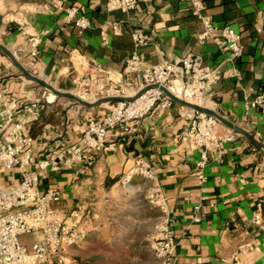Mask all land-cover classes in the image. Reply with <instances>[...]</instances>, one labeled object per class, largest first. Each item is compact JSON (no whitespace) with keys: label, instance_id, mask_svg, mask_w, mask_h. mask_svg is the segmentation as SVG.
Returning <instances> with one entry per match:
<instances>
[{"label":"crops","instance_id":"1","mask_svg":"<svg viewBox=\"0 0 264 264\" xmlns=\"http://www.w3.org/2000/svg\"><path fill=\"white\" fill-rule=\"evenodd\" d=\"M137 1L132 12L123 13L107 11L106 0H0V45L33 76L59 92L74 94L79 73L70 62L71 54L122 81L124 60L133 51L128 33L139 29L149 37L140 50L147 65L195 54L204 66L220 67L203 107L250 133L264 150V108L249 106L264 89L263 0H203V15L212 17L216 36L227 25L240 34L242 55L233 64L239 78L226 73L233 66L212 39L199 42L202 26L186 0ZM80 18L89 23L82 31L76 25ZM115 24L122 36L115 35ZM29 36L40 38L35 59L29 54ZM47 92L22 77L0 52V102L9 95L17 98L16 121L31 139L37 161L78 143L87 124L102 122L111 105L85 108L67 98L48 97ZM188 110L180 104L155 108L131 123L129 134L116 128L109 131L111 151L88 153L77 166H62L41 176L40 192L60 193V201L51 204L55 210L89 209L85 242L66 254L72 262L82 261L87 252L125 250L138 264H151L148 235L160 213L144 194L154 184L165 192L169 225L180 238L169 264H264V234L252 224L257 204L264 220V156L235 134V140L219 151L209 150L205 165L198 167L202 151L182 139L186 124L182 114ZM215 133L232 132L218 122ZM136 160L148 163L155 179L146 183L133 177L121 184ZM18 181L17 169L0 173V187Z\"/></svg>","mask_w":264,"mask_h":264},{"label":"built area","instance_id":"2","mask_svg":"<svg viewBox=\"0 0 264 264\" xmlns=\"http://www.w3.org/2000/svg\"><path fill=\"white\" fill-rule=\"evenodd\" d=\"M106 1L107 11L123 13L132 12L138 4L137 0ZM186 1L191 6V14L198 18L202 26L199 42L212 39L222 53H227L226 61L233 66L242 55L240 34L227 25L216 36L212 17L203 15V0ZM76 25L82 31L88 28L89 23L87 19L80 18ZM113 30L115 35L122 36L118 24L113 26ZM128 35L133 43V51L124 60L122 81L113 79L111 71L97 65L89 66L82 58L71 54L70 62L79 73L75 80L74 96L89 103L111 97L133 99L111 103L102 122H89L78 143L61 152L37 161L33 156L31 139L23 134L22 125L16 121L17 98L9 95L0 102V173L11 169H17L19 173L17 184L0 187V264H54L63 260L68 250L81 247L86 240L89 209L55 210L51 204L60 201V193L55 189H48L44 193L38 190L45 171L57 172L62 166H77L87 159L88 153L109 152L114 145L108 142L109 131L116 128L122 134H129L131 123L142 120L153 109L172 108L174 103L168 100L160 87L166 88L178 99L203 107L206 95L219 79L220 67L204 66L201 58L195 54L147 65L140 57V50L149 44V37L139 29H131ZM29 37V54L35 59L40 55V38ZM91 70L97 73L93 77L89 74ZM226 73L233 78L240 76L234 66ZM152 86L156 88H150ZM249 106L264 108V89ZM182 117L186 121L182 139L189 142L192 148L202 151L197 164L200 168L205 165L209 150L219 151L224 143L235 140L234 133L224 136L215 133L218 121L214 117L192 110L186 111ZM33 167L34 171H29ZM133 177L146 183L155 179L149 164L143 160L134 162L121 179V184L129 183ZM200 180H203L202 176ZM146 200L160 213L149 234L152 264H169L180 238L173 234L169 225L165 192L160 186L149 184ZM195 209L198 210V207ZM261 213L262 207L257 204L252 214V224L264 234ZM194 219L196 222L200 220L198 217ZM30 236L29 244L21 240V237Z\"/></svg>","mask_w":264,"mask_h":264},{"label":"water","instance_id":"3","mask_svg":"<svg viewBox=\"0 0 264 264\" xmlns=\"http://www.w3.org/2000/svg\"><path fill=\"white\" fill-rule=\"evenodd\" d=\"M2 26V16L0 15V28ZM0 52L7 58L10 59L14 67L21 73V76L24 77L25 79L27 78L31 82L35 83L38 87L46 89L49 93H51L54 97L56 98H67L69 101L73 102L74 104H79L82 107L85 108H94L96 106L104 105V104H111V103H118V102H128L132 100L133 98H118V97H111V98H101L97 99L92 103L86 102L79 97L74 96L73 94L67 93V92H59L55 88H53L51 85L46 83L45 81L40 80L39 78L33 76L32 74L29 73L26 69H24L15 59L14 55L11 54L9 50H7L5 47L0 45ZM150 88H156L155 86H152ZM168 98V100L172 101L174 104H180L183 107H186L189 110H192L194 112H200L204 113L209 117H214L220 124H222L225 128H227L229 131L231 130L232 133L238 134L241 137H243L247 142L255 147L256 150H258L263 156H264V150L258 143V141L248 132H245L243 129L240 127L236 126L234 123L229 122L225 120L223 117L218 115L215 111H211L205 107L195 105L192 103H189L187 101H184L182 99L176 98L174 95H172L166 88L160 87L159 88Z\"/></svg>","mask_w":264,"mask_h":264},{"label":"rangeland","instance_id":"4","mask_svg":"<svg viewBox=\"0 0 264 264\" xmlns=\"http://www.w3.org/2000/svg\"><path fill=\"white\" fill-rule=\"evenodd\" d=\"M4 79H7V78L4 77ZM48 93L49 92H47V95L49 97V95L51 93H49V94ZM144 198L146 200V193L144 194ZM148 237H149V235H148ZM21 240H24V241H26V243L29 244L30 241H31V236L30 237H21ZM148 241H149V238H148ZM81 256L83 257L82 261H80V262H77V261L72 262L65 255V258L63 260H61L60 262L59 261L55 262L54 264H107V263H112V264H118V263H120V264H138L137 259H135L136 257L133 256V255L130 256V254L125 252V250L124 251L123 250H118V252H116V250H115V252H112V253L98 250V251L93 252V253L87 252L86 254H82ZM123 259H125V260H123ZM107 260H109V261H107ZM151 264H152V262H151Z\"/></svg>","mask_w":264,"mask_h":264}]
</instances>
